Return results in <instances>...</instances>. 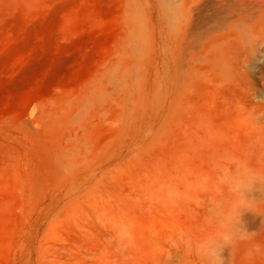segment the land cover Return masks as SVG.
Wrapping results in <instances>:
<instances>
[{
	"label": "rangeland",
	"instance_id": "obj_1",
	"mask_svg": "<svg viewBox=\"0 0 264 264\" xmlns=\"http://www.w3.org/2000/svg\"><path fill=\"white\" fill-rule=\"evenodd\" d=\"M166 1L127 119L129 0H0V264H264V0Z\"/></svg>",
	"mask_w": 264,
	"mask_h": 264
},
{
	"label": "bare ground",
	"instance_id": "obj_2",
	"mask_svg": "<svg viewBox=\"0 0 264 264\" xmlns=\"http://www.w3.org/2000/svg\"><path fill=\"white\" fill-rule=\"evenodd\" d=\"M167 2L168 1H166V0H160V6H161L163 12H165V14H167V11L169 9V7H168L169 4H167ZM236 6H238V5H235V7ZM170 8L172 9L173 7H170ZM219 9H221V8H219ZM223 9H224V6H223ZM223 9H221V10H223ZM217 10L218 9H216V11ZM240 10H244V7H240ZM216 11H215V16H216ZM225 11H224V13H226ZM128 12H129V19L131 22V32H130V36H129V48H128L129 54H130V60H129L128 64L123 68L122 73L112 75L110 77V81L114 86L124 89L125 99H126V104H127L125 106V118L131 119L133 117H136L139 114L140 110L145 108L148 105V102H150L147 91L144 87V84H145L144 74H145L146 67H147L149 60H150V51H151L150 49H151V47H150L148 22H147V18H146V15L144 13V9H143V6H142L140 0H129ZM171 12H173V10ZM221 12L223 13V11H221ZM172 14H173V16H169V18L173 17V18L177 19L178 16H180L179 15L180 13L179 14L178 13L177 14L172 13ZM217 14H220V13H217ZM215 16L212 17L211 19L213 20L215 18ZM216 17H219V15H217ZM166 18H168V16ZM241 18H242V16H241ZM172 19L170 18L168 20V24H169L168 26L170 28H172L170 23H171V21L174 20V19L173 20ZM179 19H180V17H179ZM216 19H218V18H216ZM219 19H220V23L225 22L224 18H223L224 20L222 19L223 21L221 20V17H219ZM220 23H218V25ZM194 43L195 42L188 43L187 46H192ZM185 49L184 48L181 49L182 54L183 53L185 54V52H184ZM179 51H180V49H179ZM181 51L179 53H181ZM183 79H184V75L181 72L177 73V80L182 81ZM51 159H52L51 161L53 162L52 165H54V167L52 166L54 169V172L53 171L52 172H53V174H55L56 177H59L60 173L64 167V162L60 156H53ZM53 169H51V170H53Z\"/></svg>",
	"mask_w": 264,
	"mask_h": 264
},
{
	"label": "clouds",
	"instance_id": "obj_3",
	"mask_svg": "<svg viewBox=\"0 0 264 264\" xmlns=\"http://www.w3.org/2000/svg\"><path fill=\"white\" fill-rule=\"evenodd\" d=\"M237 232H224L215 237L208 238L199 246V254L202 259V264H223L220 257L221 250L230 245L234 247L239 238L250 236L248 233L242 231L239 227ZM256 255L261 254L259 249H256ZM248 259L253 258V253H248Z\"/></svg>",
	"mask_w": 264,
	"mask_h": 264
}]
</instances>
